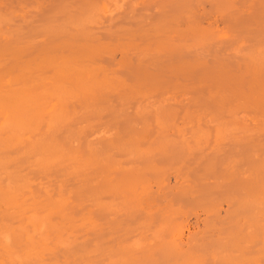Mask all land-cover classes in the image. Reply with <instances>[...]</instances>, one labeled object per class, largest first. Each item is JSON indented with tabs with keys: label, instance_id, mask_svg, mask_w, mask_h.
<instances>
[{
	"label": "bare ground",
	"instance_id": "obj_1",
	"mask_svg": "<svg viewBox=\"0 0 264 264\" xmlns=\"http://www.w3.org/2000/svg\"><path fill=\"white\" fill-rule=\"evenodd\" d=\"M218 197L175 254L179 201ZM204 260L264 264V0H0V264Z\"/></svg>",
	"mask_w": 264,
	"mask_h": 264
},
{
	"label": "rangeland",
	"instance_id": "obj_2",
	"mask_svg": "<svg viewBox=\"0 0 264 264\" xmlns=\"http://www.w3.org/2000/svg\"><path fill=\"white\" fill-rule=\"evenodd\" d=\"M118 54V53H117ZM118 56H119V54H118ZM118 56H116V54H115V57L118 59ZM181 99V101H179ZM185 99H187L186 97H185ZM113 101V102H112ZM110 100V102H112L111 104V106H117L116 104H117V102L115 101V100ZM170 101V102H169ZM167 103V106H169L170 104V106H172V107H170L169 106V108H173V109H179L180 110V107H182V106H184L183 104L186 102V103H189L188 101H189V99L187 100V101H185L184 100V96L183 97H181V96H179V97H177V99H175V100H169ZM171 101H172V103H171ZM178 103V104H177ZM180 103V104H179ZM182 103V104H181ZM175 107V108H174ZM118 108V106L116 107V109ZM175 109V111H177ZM130 113H131V111H129ZM178 112V111H177ZM128 114V115H131V117L130 116H128V118H131V120L133 121V119H137L138 120V118H136L134 115H133V111H132V114ZM103 114V113H102ZM246 115V114H245ZM244 115V116H245ZM103 116V117H102ZM101 116V121H103V122H101V123H99L98 124V126H97V128H101V127H104L105 126V123H109V119H110V117H108V115H107V113H106V115H102ZM247 116V115H246ZM108 117V118H107ZM248 117V116H247ZM104 119H108V120H106V122H105V120ZM150 120H151V118H150ZM179 122L180 120L178 119H176V122ZM105 122V123H104ZM133 122H137V121H133ZM103 123H104V126H103ZM101 124V125H100ZM137 124H138V122H137ZM150 135V134H149ZM231 146V145H230ZM198 156V158L197 159H199V158H203L202 159V161L207 157V155H206V153H202V154H199V155H197ZM202 156V157H201ZM170 175H166V177L164 178V183H165V187H164V189H159L158 187H157V189H159V193L158 194H163L164 193V191L167 189L168 191L173 187V186H171V185H175L174 184V181H175V177L176 176H172V174L171 173H169ZM147 177H150V176H147ZM196 177H198V176H196ZM207 177V176H206ZM174 180V181H173ZM209 180H210V182H209ZM214 178L213 177H208V178H204V179H201L200 181H197V183L199 182V184L200 185H202V186H200L199 184H197V186L199 187L200 186V188L202 187L203 189H200L201 191H200V193H204V192H207V191H204L205 189L207 190V188H209V187H206V186H211V184H213L214 183ZM204 181V182H203ZM212 181V182H211ZM208 182V183H207ZM205 183V184H204ZM210 183V184H209ZM150 185V187H152L153 189H151V191H153L155 194L154 195H156L157 193H156V191H155V186H154V184L153 183H150L149 184ZM154 186V187H153ZM170 186H171V188H170ZM168 187H169V189H168ZM163 188V187H162ZM156 189V190H157ZM161 190V191H160ZM165 191L166 193L168 192V191ZM152 192V193H153ZM162 192V193H161ZM165 194V193H164ZM168 194V196L167 195H165L167 198H166V200L168 199L170 202L171 201H173V199L175 200V199H177V198H175L174 197V195L171 197L170 195H169V193H167ZM174 197V198H173ZM169 198H171L172 200H170ZM219 199H221V200H219ZM183 200V201H182ZM182 200L181 201H179L182 205V207H181V209L183 208V212L182 213H185V211H186V214L187 215H185L184 217H183V215H182V213H181V216H182V218H180L179 219V217L180 216H178V220L175 218V220H176V223L178 224V227L180 226L181 227V230H183V231H180L179 229H178V231H177V234L176 235H178V236H176L175 238L177 239L178 237V239L179 240H176V239H174L172 242H171V244H172V248H173V246H174V249H175V254H182V255H184V253L185 252H188L190 249H191V252H192V250H193V248H194V250H193V252H197V251H199V253L201 254L202 253V257H207V254L204 256V254L205 253H203L205 250H207V249H205V247H208V244H207V242L206 241H204V240H207V239H211V240H214L216 237H217V235H216V233L218 234V233H220L221 231L223 232V231H226V227L227 226H225L226 224H228L227 223V214L229 213V211H230V209H225V208H227V205H226V200L223 198V197H218L216 200L218 201H216L215 200V205H214V209H213V213L212 214H206V212H205V210H204V208L202 207V208H200V209H198L199 207H197V211H196V209H190L191 207H189V206H191L190 204H191V200L189 199V201H190V203L189 202H187L185 199H183L182 198ZM184 200H185V202H187V203H185L184 202ZM176 201V200H175ZM178 201V200H177ZM187 204H189V205H187ZM217 204V205H216ZM223 205V206H222ZM223 207V208H222ZM221 208V209H220ZM187 209V210H186ZM227 210V211H226ZM138 212V211H137ZM136 212V213H137ZM195 212V213H194ZM220 212V213H219ZM134 213V214H133ZM132 214H130L131 216H132V218L134 217V216H137L138 217V215L140 214V212H138L139 214L138 215H136V213L135 212H133ZM201 213V214H200ZM193 214V215H192ZM134 215V216H133ZM141 215V214H140ZM139 215V216H140ZM210 215V216H209ZM226 215V216H225ZM143 216V215H142ZM204 216V218H201V217H203ZM206 216V217H205ZM130 217V216H129ZM129 217L128 216H125V217H121L123 220H122V222H124L125 221V223L127 224V225H129L130 226V228H134V227H136V226H138V224L140 225L141 223H135V221H132V219L131 220H129ZM225 217V218H224ZM126 218V219H125ZM131 218V217H130ZM135 218V220H137L138 218H136V217H134ZM140 218V217H139ZM142 219L141 220H143V217H141ZM187 218V219H186ZM197 218H198V220H197ZM212 219V220H211ZM129 220V221H128ZM138 220H140V219H138ZM181 220V221H180ZM179 221H180V223H179ZM202 221V222H201ZM206 221L208 222V224L210 223V224H212V228L214 227V229H212L211 227H209V229L210 230H208V232L205 230V229H203V224H204V222L206 223ZM136 222H138V221H136ZM140 222H142V221H140ZM124 223V224H125ZM131 225H130V224ZM133 223H135V224H133ZM182 223V224H181ZM214 223V224H213ZM125 224V225H126ZM209 224V225H210ZM126 225V229H128L127 231H130L131 232V229L130 228H128V226ZM186 225V226H185ZM214 225V226H213ZM201 227V228H200ZM183 228V229H182ZM139 229H140V226H139ZM201 229V230H200ZM143 231L141 232L140 230V234L141 233H143L144 235H146L147 236V234H148V232H145V230L144 229H142ZM205 230V231H204ZM214 230H215V232H214ZM221 230V231H220ZM198 231V232H197ZM204 232V233H200V232ZM137 231H135V232H132L131 234L129 233V232H127L126 234L128 235V238L129 239H131L133 236H137V234H135ZM145 232V233H144ZM181 234H180V233ZM190 232V233H189ZM133 234H135V235H133ZM202 234V235H201ZM205 234H207V238H206V236L204 237V235ZM198 235V236H197ZM213 235V236H212ZM167 236V235H166ZM166 236H164V238L166 237ZM183 237V238H181V237ZM187 237V238H186ZM202 237V238H201ZM146 237H144V239H145ZM192 240V241H190V239ZM204 238V239H203ZM206 238V239H205ZM143 239V238H142ZM182 239V240H181ZM197 239V240H196ZM203 239V240H202ZM187 240V241H186ZM189 240V241H188ZM194 240H195V243H193L194 242ZM176 241V242H175ZM128 241H126V242H124V243H127ZM182 242V243H181ZM196 242L198 243V245H200L201 247L203 246V244L204 243H206L207 244V246H206V244H205V247L203 246L202 247V249L200 248V250H202V252L199 250V247H198V245L196 244ZM202 242V244H200V243ZM215 242V241H214ZM154 242H148V241H146V243L144 242V246L141 248V249H143V250H140V252H138V253H136L135 251H132V250H130L129 248H127L128 249V251H130V253H136L138 256H139V253H140V255H146V256H149V258L151 257V255H152V259H158L159 258V256L161 257L162 255L161 254H163V253H161L159 250L161 249V247L160 246H158L156 243H154ZM174 243H176V244H174ZM189 243H190V245H189ZM193 243V244H192ZM194 244H195V246H194ZM182 245V246H181ZM192 245H193V247H192ZM158 246V247H157ZM187 246V247H186ZM178 247V248H177ZM183 247V248H182ZM198 247V248H197ZM205 250H204V249ZM208 248H210V246L208 247ZM186 249H188L187 251H186ZM150 250V251H149ZM190 252V251H189ZM144 253V254H143ZM165 255V254H164ZM201 256V255H200ZM162 257H164V256H162ZM166 257V256H165ZM162 260H164L163 258H161ZM166 259L168 260V258L166 257ZM166 262V261H165ZM206 260H204L203 261V263L204 264H213V263H210V262H207ZM162 263H164V262H162ZM215 264V263H214ZM217 264V263H216Z\"/></svg>",
	"mask_w": 264,
	"mask_h": 264
}]
</instances>
